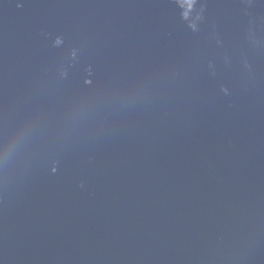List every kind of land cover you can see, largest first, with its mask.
Masks as SVG:
<instances>
[{"label":"water","instance_id":"1","mask_svg":"<svg viewBox=\"0 0 264 264\" xmlns=\"http://www.w3.org/2000/svg\"><path fill=\"white\" fill-rule=\"evenodd\" d=\"M0 264H264V0H0Z\"/></svg>","mask_w":264,"mask_h":264}]
</instances>
